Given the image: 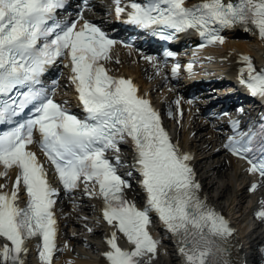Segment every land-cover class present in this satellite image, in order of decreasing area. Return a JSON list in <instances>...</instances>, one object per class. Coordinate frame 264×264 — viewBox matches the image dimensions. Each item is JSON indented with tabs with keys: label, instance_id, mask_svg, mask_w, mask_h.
Returning a JSON list of instances; mask_svg holds the SVG:
<instances>
[{
	"label": "snow or ice",
	"instance_id": "snow-or-ice-1",
	"mask_svg": "<svg viewBox=\"0 0 264 264\" xmlns=\"http://www.w3.org/2000/svg\"><path fill=\"white\" fill-rule=\"evenodd\" d=\"M67 4L68 0H0V125H14L0 131V164L5 175L14 166L20 170L13 191L0 192V238L5 241L0 264H24L27 241L35 237L42 240L38 254L43 264H51L56 250L53 209L59 190L48 181L36 154L28 150L35 132L67 192L77 190L80 182L89 196L98 190L104 202L103 219L115 229L104 253L109 264H151L159 243L148 231L152 212L176 237L186 264H229L225 245L235 229L200 197L189 164L192 157L172 142L158 111L138 95L130 79L109 75L103 62L110 59L115 41L87 20L77 28L82 15L70 23L58 17V10ZM116 4L117 15L125 13L120 0ZM126 7L129 24L172 29L165 39L194 29L209 44H222L219 28L238 24L255 25L264 38V0H203L191 7H185V0H147ZM60 58H70L83 119L55 102L54 92L42 84L48 66ZM245 60L249 76L241 83L253 96L264 98V71L257 72L251 58ZM233 127L236 135L228 138L225 147L247 159L250 171L264 176V123L258 131H240L239 121H233ZM129 138L147 194L143 210L127 199L125 189L131 185L118 172L123 166L119 156L113 163L106 155L119 152ZM21 184L29 197L25 207L17 203ZM258 215L264 218V211ZM118 232L130 249L120 247Z\"/></svg>",
	"mask_w": 264,
	"mask_h": 264
},
{
	"label": "bare ground",
	"instance_id": "bare-ground-1",
	"mask_svg": "<svg viewBox=\"0 0 264 264\" xmlns=\"http://www.w3.org/2000/svg\"><path fill=\"white\" fill-rule=\"evenodd\" d=\"M241 31L236 33V36ZM247 38L250 39L248 42H242L240 40L227 38L224 43H218L216 46L209 50L208 54L214 55L216 59H220V62H215V65L219 67H226L228 64H234L238 59L237 54L241 53H252L259 58L264 56V38H261L257 28L251 27L249 33H246ZM120 59L122 60L120 65L110 64L109 68L113 73L127 74L137 78L141 83L148 82L153 79V85H158L159 75L156 73V67L150 66L146 61H142L140 65H136L131 60L135 57L131 51L119 52ZM226 59H225V58ZM219 61V60H217ZM215 68V67H214ZM167 91L163 93L166 95ZM159 98L157 102L160 101ZM187 115L184 118H178L174 122H170V127L173 130L171 134L175 136L177 140L183 145L188 151H190L194 159L196 160L195 169L197 171V177L203 188V199L207 205L217 211L228 212L235 220L241 223L251 220L248 208L252 206L256 207L255 212L258 210H264V198H257L250 196L243 186L247 182L248 176L252 175L250 172H246L244 167L232 158H224L219 156L221 153L220 144L218 143L219 138L215 135H211L207 132L206 125L202 122H191L192 110L189 106L186 107ZM181 121V127L177 125L173 129L172 125L176 124L177 121ZM196 132V133H195ZM199 138V139H198ZM8 183V186H12L13 179H7V177H1L0 184ZM134 196L139 197V192H134ZM85 211L91 212V202L83 203ZM72 211V210H69ZM81 220V218H79ZM90 221L95 222L94 219ZM69 223V221H67ZM78 224L76 220H71L70 224ZM89 223V222H88ZM92 225L91 223H89ZM260 225V223H258ZM75 226V225H71ZM80 226V225H78ZM93 232L91 234L85 233L84 235H72L70 231H66L64 235V245L67 243L72 247V250H66V252L59 258V262L63 257H67L72 261L69 264H96L97 251L100 247L99 239H102L104 232L98 226V223L92 225ZM241 227V226H239ZM249 229L251 227H248ZM263 226H259V232L249 236L243 243H241V235L244 230L241 229L239 236L235 235L232 238V261L233 264H262L260 253L264 251V237L260 239ZM80 232V231H79ZM70 241V242H69ZM250 242L251 247L247 251V243ZM81 244L82 247H79ZM85 246H89V250ZM28 251L32 252V247L27 246ZM88 250L93 252L92 255L87 253ZM27 253L24 255V264H34V258ZM87 253V254H86ZM169 257L163 264H185L181 260V254L176 251V247L172 242L164 244L156 257L153 259L152 264H161L159 259L160 254ZM75 255L77 257H75ZM80 256V257H78ZM83 256L89 257L85 259ZM158 259L159 262L156 260ZM156 260V261H155Z\"/></svg>",
	"mask_w": 264,
	"mask_h": 264
}]
</instances>
